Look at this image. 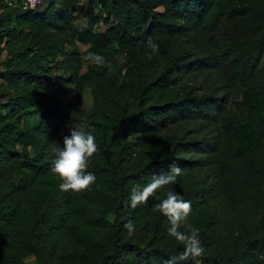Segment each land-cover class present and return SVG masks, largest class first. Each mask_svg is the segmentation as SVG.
<instances>
[{
  "label": "trees",
  "instance_id": "trees-1",
  "mask_svg": "<svg viewBox=\"0 0 264 264\" xmlns=\"http://www.w3.org/2000/svg\"><path fill=\"white\" fill-rule=\"evenodd\" d=\"M80 1L0 0V264L178 256L154 209L168 189L124 203L172 164L183 175L169 188L190 201L205 249L179 264H264V0H87L77 29ZM80 127L95 137L85 171L96 180L61 191L53 149Z\"/></svg>",
  "mask_w": 264,
  "mask_h": 264
},
{
  "label": "clouds",
  "instance_id": "clouds-1",
  "mask_svg": "<svg viewBox=\"0 0 264 264\" xmlns=\"http://www.w3.org/2000/svg\"><path fill=\"white\" fill-rule=\"evenodd\" d=\"M33 6L38 0H31ZM145 47L153 53L159 52V44L154 42L153 37L146 38ZM88 59L96 65H103L105 59L100 55H90ZM97 151L95 137L85 130L84 127L71 128L68 135L63 136L62 147H55L53 153L55 158L51 163V171L58 176L62 183L59 187L61 191L80 192L88 188L95 182L96 176L85 171L88 167L89 158ZM183 175V169L172 164L167 172H161L151 177L146 184L133 183L127 199L126 206L136 208L144 204L159 189H168L163 192V198H158L159 203L154 205V209L159 211L168 219L169 227L167 234L175 241L183 245V251L178 256H172L163 261V264H179V262L201 257L205 249L199 239V229L187 223L191 214V203L177 194L169 186L174 184L178 177ZM129 236L135 232V224L129 220L123 225ZM186 229L181 231V228Z\"/></svg>",
  "mask_w": 264,
  "mask_h": 264
},
{
  "label": "rangeland",
  "instance_id": "rangeland-1",
  "mask_svg": "<svg viewBox=\"0 0 264 264\" xmlns=\"http://www.w3.org/2000/svg\"><path fill=\"white\" fill-rule=\"evenodd\" d=\"M87 0H81L80 3L77 4L76 6V11H75V19H74V23L77 29H80L84 23H85V18H86V11H87ZM93 14L96 15L97 17H99L101 15V11L98 8H95L93 10ZM100 29L102 30L103 28H105V26L103 24H97L96 25V29ZM80 51L84 54L85 49L87 48V45H80ZM90 64V62L87 61V57L84 54L83 56V65H82V71H84L87 66ZM61 99L64 102H67L71 99V95H62ZM91 104H92V100H91V95L89 92V89H84L83 92V97L81 99L80 102V106L85 110L86 113H89L91 111ZM109 220L112 221L113 218L112 216L109 217ZM29 262H33V257L28 258Z\"/></svg>",
  "mask_w": 264,
  "mask_h": 264
},
{
  "label": "built area",
  "instance_id": "built-area-1",
  "mask_svg": "<svg viewBox=\"0 0 264 264\" xmlns=\"http://www.w3.org/2000/svg\"><path fill=\"white\" fill-rule=\"evenodd\" d=\"M41 1L42 0H38V2L35 4V6H33L31 0H22V5H23V8L33 9V8L37 7L38 5H40Z\"/></svg>",
  "mask_w": 264,
  "mask_h": 264
},
{
  "label": "crops",
  "instance_id": "crops-1",
  "mask_svg": "<svg viewBox=\"0 0 264 264\" xmlns=\"http://www.w3.org/2000/svg\"><path fill=\"white\" fill-rule=\"evenodd\" d=\"M80 45H82V44H80ZM78 46H79V44H78ZM80 48V47H79Z\"/></svg>",
  "mask_w": 264,
  "mask_h": 264
}]
</instances>
